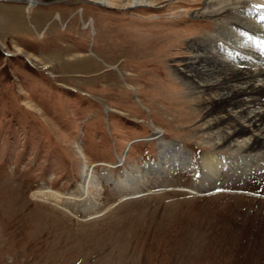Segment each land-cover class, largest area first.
Wrapping results in <instances>:
<instances>
[{"label":"rangeland","instance_id":"rangeland-1","mask_svg":"<svg viewBox=\"0 0 264 264\" xmlns=\"http://www.w3.org/2000/svg\"><path fill=\"white\" fill-rule=\"evenodd\" d=\"M99 1L0 0V264H264V165L199 183L207 109L181 78L192 41L259 46L235 13L204 14L264 0ZM84 167L86 198H55L81 194Z\"/></svg>","mask_w":264,"mask_h":264},{"label":"bare ground","instance_id":"bare-ground-1","mask_svg":"<svg viewBox=\"0 0 264 264\" xmlns=\"http://www.w3.org/2000/svg\"><path fill=\"white\" fill-rule=\"evenodd\" d=\"M99 2L104 6L111 4L108 0ZM150 4L152 5V0H130L129 5L149 6ZM245 4L231 9L220 6L217 10H211L204 15L212 17L224 14L227 16L231 12L237 15L248 13L245 18L235 14L229 16L227 24L232 27L229 28L232 33L233 30L248 32L250 39L259 42V46L257 45V48L223 47L229 40L224 33L220 36V41L217 40L212 45L210 42L208 45L206 42L192 41L188 43V50L193 53V56L188 59L181 70L183 77H180L185 81L184 84L190 90L189 92L193 91L194 98L201 102L208 111L205 112L204 117L207 125L204 135L206 136L205 143L210 144L213 151L206 150L200 158L199 183L214 181L221 172L236 170L244 172L250 171L255 166L264 165V6L257 4L247 8ZM252 19H256L261 25L254 24ZM234 40L232 39L231 42ZM227 49L230 53H225ZM173 146L159 145L161 161L169 168L176 166L183 170H193L194 166L189 164L191 155L185 153L180 145ZM219 149H226L230 154H221L218 152ZM91 179L90 168L84 167L81 177V194L76 197L55 195V198L58 196L57 199L61 202L64 199L84 200L89 193ZM141 184L139 177L131 176L121 189L136 190L141 188ZM188 190L198 194L192 189ZM53 195L49 190L40 188L31 193V198L58 208L61 207L56 203L57 199L56 202L52 201ZM63 209L70 212L65 207Z\"/></svg>","mask_w":264,"mask_h":264}]
</instances>
